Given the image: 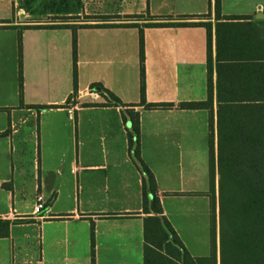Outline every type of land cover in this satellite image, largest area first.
Here are the masks:
<instances>
[{
  "label": "crops",
  "instance_id": "crops-1",
  "mask_svg": "<svg viewBox=\"0 0 264 264\" xmlns=\"http://www.w3.org/2000/svg\"><path fill=\"white\" fill-rule=\"evenodd\" d=\"M220 3L221 15L246 18L216 20L215 0H0V218L11 222L8 236L0 237V264H143V174L129 151L131 126L124 120L141 95L139 26L145 100L178 104L207 99V29L144 24L210 21L216 146L217 36L222 58L237 56L230 46L242 41L254 48L245 55L264 63V0ZM203 14L209 18H180ZM221 63L224 76L230 61ZM101 87L122 105L111 104ZM134 109L140 155L154 174L163 214L194 257L211 253L214 214L219 264L209 110ZM23 124L33 138L26 172ZM37 195L45 201L40 215L34 214ZM193 209L202 229L194 249L202 252L191 250L176 220L189 218ZM21 251L30 258L19 260Z\"/></svg>",
  "mask_w": 264,
  "mask_h": 264
},
{
  "label": "trees",
  "instance_id": "trees-1",
  "mask_svg": "<svg viewBox=\"0 0 264 264\" xmlns=\"http://www.w3.org/2000/svg\"><path fill=\"white\" fill-rule=\"evenodd\" d=\"M220 0H215V19H243L221 15ZM180 18H209V14ZM138 26V24H133ZM202 25L208 33L207 99L174 103H149L145 100L143 36L140 29V101L130 104L124 115L128 148L134 164L143 174L142 210L144 219L143 264H217L215 215H212V250L208 256L194 257L163 214L157 184L152 171L140 155V116L135 106L146 109H208L209 161L214 210L215 173L218 174L219 264H264V63L247 56L253 47L244 42L231 44L237 56L222 58L217 36L216 50V146L213 124V63L210 45V21L145 23L144 26ZM42 25H34L39 27ZM74 27V26H73ZM75 29V28H74ZM74 92L76 91V35L72 44ZM221 60H229L221 74ZM98 86L94 85L93 87ZM111 104L122 105L110 91L99 89ZM47 106H36L45 108ZM11 222L0 218V237L9 234ZM93 247V234H91ZM93 253V250H92Z\"/></svg>",
  "mask_w": 264,
  "mask_h": 264
},
{
  "label": "rangeland",
  "instance_id": "rangeland-1",
  "mask_svg": "<svg viewBox=\"0 0 264 264\" xmlns=\"http://www.w3.org/2000/svg\"><path fill=\"white\" fill-rule=\"evenodd\" d=\"M73 29L75 27H72ZM72 44H73V39H72ZM20 63V62H19ZM28 124H23L22 127V135H23V141H22V169L26 172L30 170V165L32 164V158L31 154L32 153V135L29 134V129L27 128ZM208 156V155H207ZM208 168H209V173H210V161H209V156H208ZM211 179V178H210ZM211 188V187H210ZM28 181H23L22 183V193L26 192L23 200L26 199L28 202L25 204L29 205L31 204L32 201H29L30 196L28 194ZM26 190V191H24ZM217 212V211H216ZM218 215H219V204H218ZM216 213V215H217ZM176 220L181 224V232L185 239L187 240L188 246L191 248V250L195 252H202L201 250L194 249L195 243H197V236L201 234V227H200V221L198 219V216L196 214V211L193 209V213L190 214L189 218H183L181 216L177 217ZM187 221L190 223V225H187ZM219 222V221H218ZM217 227V223H216ZM217 230V228H216ZM218 234H219V228H218ZM19 236L21 237V242L19 241L18 244H21L24 241V238L22 236V233H19ZM23 251V250H22ZM20 252V256L18 257L19 260H22V258L29 259V255L24 256V252ZM18 253V252H17Z\"/></svg>",
  "mask_w": 264,
  "mask_h": 264
},
{
  "label": "built area",
  "instance_id": "built-area-1",
  "mask_svg": "<svg viewBox=\"0 0 264 264\" xmlns=\"http://www.w3.org/2000/svg\"><path fill=\"white\" fill-rule=\"evenodd\" d=\"M68 114L72 115L73 114V110L72 109H68ZM44 205H45V201L43 200L42 196L41 195H37L35 206H34V214L35 215H40L43 212V210H44Z\"/></svg>",
  "mask_w": 264,
  "mask_h": 264
}]
</instances>
